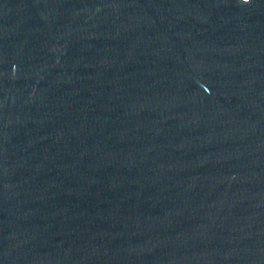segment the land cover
I'll list each match as a JSON object with an SVG mask.
<instances>
[{
	"label": "water",
	"instance_id": "obj_1",
	"mask_svg": "<svg viewBox=\"0 0 264 264\" xmlns=\"http://www.w3.org/2000/svg\"><path fill=\"white\" fill-rule=\"evenodd\" d=\"M0 264H264V0H0Z\"/></svg>",
	"mask_w": 264,
	"mask_h": 264
}]
</instances>
